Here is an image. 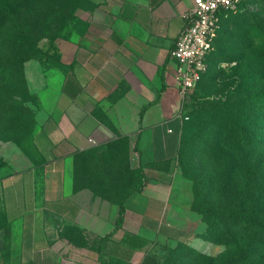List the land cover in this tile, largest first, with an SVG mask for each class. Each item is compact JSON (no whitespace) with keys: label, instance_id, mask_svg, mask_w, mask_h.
I'll return each instance as SVG.
<instances>
[{"label":"crops","instance_id":"crops-1","mask_svg":"<svg viewBox=\"0 0 264 264\" xmlns=\"http://www.w3.org/2000/svg\"><path fill=\"white\" fill-rule=\"evenodd\" d=\"M193 1L92 0L87 31L65 49L67 70L41 92L40 163L0 177V264H99L101 240L117 218L75 191L72 164L118 137L129 141L147 180L125 200L106 264H141L150 250L121 258L125 232L170 247L193 239L192 181L177 162L184 97L170 57Z\"/></svg>","mask_w":264,"mask_h":264},{"label":"rangeland","instance_id":"rangeland-1","mask_svg":"<svg viewBox=\"0 0 264 264\" xmlns=\"http://www.w3.org/2000/svg\"><path fill=\"white\" fill-rule=\"evenodd\" d=\"M92 12V0H0V177L40 163L35 131L45 119L41 92L52 78L67 70L65 49L80 42ZM241 13L223 27L218 44L234 21L248 22L252 13L264 20V0H250ZM263 39L264 32L258 47ZM261 49L251 52L252 61L264 70ZM214 63L211 57L209 72H218L216 81L206 83L205 77L184 97V115L189 119L185 120L177 161L192 181V192L193 184L199 189L202 210L192 206L193 192V239L163 251L165 264L264 263V186L262 194L254 190L262 182L259 176L264 177V144L260 148L255 144L258 96L252 95L241 119L230 115L231 106L219 116L222 121L199 118L201 89L215 94L226 88L235 78L232 69L240 62L222 60L216 67ZM262 87L264 80L255 76L251 94ZM195 122L196 128L190 129ZM238 124L249 130L247 137L232 133ZM131 150L128 140L113 138L78 153L72 164L75 191L84 190L87 198L100 201L110 220H116L124 194L140 179ZM239 212L247 216L238 219L247 226L232 219Z\"/></svg>","mask_w":264,"mask_h":264},{"label":"trees","instance_id":"trees-1","mask_svg":"<svg viewBox=\"0 0 264 264\" xmlns=\"http://www.w3.org/2000/svg\"><path fill=\"white\" fill-rule=\"evenodd\" d=\"M250 0H242L240 5L237 7L230 9L225 13V18L222 23V26L219 30L218 36L214 41V48L210 55L208 56L207 70L203 73L202 80L198 83L196 87H198L205 77L206 83L211 81H216L217 74L216 72L210 73V60L211 57L214 58V66L222 60H238L239 66L235 69H232L233 75L235 76L233 82L226 86V88L221 91H217L213 94L212 91L202 88L199 97H203V100L200 103L199 111L197 112V116L199 118H205L210 120L211 122H216L217 120H221L222 114L228 110V106L233 107V112L230 114L234 120H238V118H242L245 110L244 108L250 102V98L258 96V127H257V141H255L256 147L259 148L264 144V87L258 89L257 93L251 94L252 90V80L255 76L260 75V77L264 80V70H261L256 63L252 61V51H259L261 48H264V39L260 41L259 47L257 46V40L261 37V34L264 32V20L261 17H258L256 14H251V19L248 22L240 23L239 20L234 21L229 25V29L226 33L221 36V43L219 42V36L222 32L223 27L231 20V18L237 13H239V17L241 16V10H244L248 7V3ZM262 50V49H261ZM216 69V68H215ZM223 70V69H222ZM225 74V72L223 73ZM217 75V76H216ZM220 116V117H219ZM228 118V116H227ZM189 119V117H188ZM186 119V120H188ZM230 121V119H228ZM222 121V120H221ZM239 125V124H238ZM185 127V125H184ZM196 128V122L190 126V129ZM184 131V129H183ZM232 133L235 135H239V132H242L244 137L248 135V129L246 127L239 125V128L233 129ZM252 134V132H251ZM250 134V135H251ZM183 135V134H182ZM182 144V142H181ZM249 144V143H248ZM263 149V147H262ZM261 149V150H262ZM181 151V149H180ZM264 152V151H263ZM180 154V153H179ZM264 155V153H263ZM140 170V179L130 188L123 196L122 200L119 203V214L116 220V224L113 230H111L108 234H106L102 240L99 247V264H106L105 255H106V245L108 240L117 232L121 227L125 219V200L136 192H140L144 189L146 184V174L143 171L142 167H139ZM184 175V174H183ZM185 176V175H184ZM187 177V176H185ZM190 179L189 177H187ZM262 182L254 188L255 191L262 194L264 186V177L262 178ZM193 192H194V207L201 209V203L203 200L201 199V193L198 188L193 184ZM202 210V209H201ZM248 215L252 214V209L246 212ZM238 223H242L240 218H247L244 216L243 212L237 213L236 217H232V219ZM224 220L223 218L221 219ZM253 221V219H252ZM244 226L246 224L242 223ZM183 245V244H182ZM119 248L124 251V254L121 253V258H125V260L131 259L132 254L137 250H144L150 248L145 257L143 258L141 264H165V259L163 255V251H168L175 247H170L168 245H159L154 243L153 241L140 236L136 233L125 232L120 239L118 244ZM181 246V245H179ZM176 246V247H179ZM252 250V247L250 251ZM249 253H245V257L249 256ZM264 264V263H260Z\"/></svg>","mask_w":264,"mask_h":264},{"label":"built area","instance_id":"built-area-1","mask_svg":"<svg viewBox=\"0 0 264 264\" xmlns=\"http://www.w3.org/2000/svg\"><path fill=\"white\" fill-rule=\"evenodd\" d=\"M242 0H194L184 14L185 24L170 51L177 63L176 78L183 97L190 94L207 70V59L225 18ZM188 119V116H184Z\"/></svg>","mask_w":264,"mask_h":264}]
</instances>
